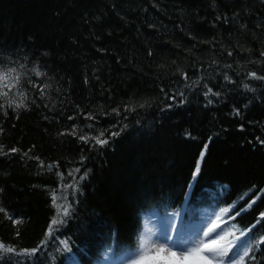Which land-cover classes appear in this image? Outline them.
I'll list each match as a JSON object with an SVG mask.
<instances>
[{
	"label": "trees",
	"instance_id": "16d2710c",
	"mask_svg": "<svg viewBox=\"0 0 264 264\" xmlns=\"http://www.w3.org/2000/svg\"><path fill=\"white\" fill-rule=\"evenodd\" d=\"M261 77L264 0H0V242L40 248L0 264H99L201 210L264 264Z\"/></svg>",
	"mask_w": 264,
	"mask_h": 264
},
{
	"label": "snow or ice",
	"instance_id": "6c2138e0",
	"mask_svg": "<svg viewBox=\"0 0 264 264\" xmlns=\"http://www.w3.org/2000/svg\"><path fill=\"white\" fill-rule=\"evenodd\" d=\"M255 76V73L252 74ZM261 79H264V77H261ZM21 105H17V107H20ZM100 135H103L101 133ZM112 135H117V133H113ZM80 139L85 140L86 137H80ZM97 143L103 145L106 144V140H101L99 137L94 138ZM264 143V142H262ZM207 150V144L204 146V151ZM11 151H16V149H11ZM204 152H201V160L203 159ZM49 167H52L51 165ZM76 171H79L77 169ZM200 172V166L199 163L196 166L195 172H194V178L195 175L199 174ZM71 175V173H69ZM86 175V173H85ZM62 176V174H61ZM83 179V177H81ZM53 204H55V197L53 198ZM251 207V204L248 206ZM4 209L0 208V212H3ZM228 209H221V212H227ZM63 215H68V207L63 208ZM239 215V213H237ZM261 218H264V212L260 214ZM8 219H12V217H8ZM220 220V216L216 217V221ZM216 221H213L206 230L203 231L202 235L204 238L207 239L209 242H205V239H197L194 243H192L190 246L184 248L181 252L177 251H170L167 255H162V253H165L166 250L169 249V244L167 243H157L155 241H152L150 239L140 237L138 242V247L136 249L135 257L130 261V264H148L150 261L151 264H179V262L182 261H188L189 259L195 257L199 264H213V260L209 258V256L217 257L216 264H224V258H228V264H233V262L239 258L241 261L244 257L249 256V253L252 251V248L249 246V244H246L243 240H239L237 238L238 243L236 244V247L234 250H232L233 245L231 243H227L226 245H221L217 241L223 240L224 237H221V233L224 232L225 235H228V233L225 231L224 228L220 227V224ZM260 220L257 221L259 223ZM14 224H20L22 221L20 220H13ZM58 223H62L61 221H58L57 219L53 218L51 220V224L48 228V231L46 233L47 235H51L53 232L52 225H56ZM174 231V230H173ZM250 231V230H249ZM17 236L19 235V230L16 231ZM241 237L245 236V232H241ZM165 239H170L169 237L165 236ZM262 241H264V237L261 238ZM65 250H69L68 248V242L61 241L60 242ZM43 244V242H42ZM173 246L174 242H173ZM40 248H33V249H21L17 251L13 246H5L2 242H0V256L4 255H15V256H25V257H32L35 256L39 252ZM231 251V255H229V252ZM155 252L154 255H151V253ZM204 253H208L209 255H204ZM251 259H255V256L253 255Z\"/></svg>",
	"mask_w": 264,
	"mask_h": 264
},
{
	"label": "rangeland",
	"instance_id": "374dc122",
	"mask_svg": "<svg viewBox=\"0 0 264 264\" xmlns=\"http://www.w3.org/2000/svg\"><path fill=\"white\" fill-rule=\"evenodd\" d=\"M215 215L216 211L202 210L199 219L184 228L176 226L174 223V214L166 215L155 220L145 219L138 236V242L140 237H144L157 243H167L169 244V249L166 250L165 253H162V255H167L170 251H177L179 253L197 239H205V242H209L203 237L202 233L213 221H215ZM169 217L171 218L169 219ZM220 227L224 228L226 231V226L224 224H220ZM223 234L224 232L220 235L223 236ZM165 236L170 239L166 240ZM173 242L175 246H173ZM137 247L115 257H111L110 255L105 256L99 264H130V261L135 257ZM154 254L155 252L151 253V255ZM204 255L209 254L204 253ZM209 258L214 259L212 256H209ZM238 261L239 258H237L233 264H238ZM179 264H199V261L193 257L188 261L179 262ZM224 264H228V258L224 259Z\"/></svg>",
	"mask_w": 264,
	"mask_h": 264
}]
</instances>
